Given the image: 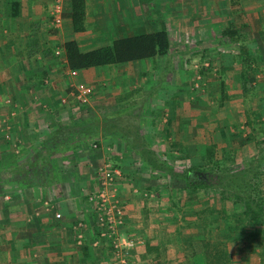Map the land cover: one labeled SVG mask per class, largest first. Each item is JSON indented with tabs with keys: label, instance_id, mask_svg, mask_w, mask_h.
<instances>
[{
	"label": "crops",
	"instance_id": "obj_1",
	"mask_svg": "<svg viewBox=\"0 0 264 264\" xmlns=\"http://www.w3.org/2000/svg\"><path fill=\"white\" fill-rule=\"evenodd\" d=\"M56 1L0 0V7L2 4L6 9L4 18L0 14L4 36L0 44V165L4 169L1 174L5 176L10 173L9 168L14 169L12 177L1 184L0 191L14 190L23 197L22 201L19 200L18 212L27 209L24 221L15 211L18 218L10 224L16 226L13 229L17 232L11 234L14 237L10 236L6 245L17 253L31 247L36 249V254H26L22 264H101L114 258L111 241L99 237L90 213L80 210L76 214L82 203L77 190L85 185L80 173L87 163L83 162L82 156L90 144L79 143L76 136L61 129L73 120L85 125L83 116L73 113L78 109L72 99L73 86L85 83L92 87L88 105L92 116L112 106H117L118 114L128 110L131 135L152 137L159 133H155L159 129L163 135L172 136L174 130L177 135L182 129L184 106V98L177 94L183 81L181 79L178 84L175 80L162 78L166 75L164 71L174 68L173 64H167L174 38L167 30L165 8L178 5L183 9L178 15L182 19L190 14V29L193 27L197 33L210 34L212 31L216 37L217 27L212 24L220 22L223 29L219 33L234 27L243 42L253 40V35L263 41L264 0H237L238 6L231 0H194L191 9H188L189 0H85V31L78 34L72 28L67 0H60L63 7L61 26L55 28L52 25L51 9ZM240 20H244L252 36L242 34L244 27L237 25ZM180 26L185 27V22H180ZM160 30L167 32L170 41L165 55L81 70L74 78L68 74L70 69L63 48L66 42L76 41L80 51L87 52L109 45L116 39ZM158 74L161 79H156ZM159 85L166 86V90L163 87L160 93H154V87ZM167 92L168 96L165 95ZM111 95L112 99L109 98ZM64 98L67 99L66 106L73 109L69 114L61 113ZM154 102L159 107L151 111L149 108ZM100 120L103 119L97 120L96 125L101 143L105 139L102 137L105 127ZM177 141L169 143L177 147L171 149L182 151ZM108 144V149L109 146L115 147V143ZM49 153L54 154L50 156ZM32 167L38 170L57 168L58 180L54 184L57 191L43 185L44 180L51 182L49 174L46 178L40 174L39 180L31 179L25 168L32 170ZM95 180L92 178V182ZM117 187V200L124 209L118 237L135 243L133 248L125 249L124 257L132 264H180L184 260V255L180 254L183 248L172 246L169 239L183 228L163 223L166 218L162 217L165 214L162 212L165 211L152 208L156 202L154 205L140 202L141 198L132 194L131 189L126 190L120 184ZM11 214L12 211H7L6 216ZM82 217L85 221L80 219ZM79 220L84 222L83 228L77 227ZM6 230L10 231L9 227ZM192 231L190 241L196 235ZM214 231L210 229L211 234ZM213 243L210 240L208 245ZM259 250L258 264H264V247ZM208 254L201 258L198 255L189 257L186 263L204 264ZM245 264H250L249 258Z\"/></svg>",
	"mask_w": 264,
	"mask_h": 264
},
{
	"label": "rangeland",
	"instance_id": "obj_2",
	"mask_svg": "<svg viewBox=\"0 0 264 264\" xmlns=\"http://www.w3.org/2000/svg\"><path fill=\"white\" fill-rule=\"evenodd\" d=\"M180 1L183 2V0ZM193 1L189 0L188 9H191ZM231 1L233 5L236 3L235 5L238 6L237 0ZM182 10L178 5L176 7L171 5L166 7L163 13L169 25L168 33L174 38L172 51L167 57V64H173L176 69L173 68L172 72L170 68L164 71L166 75L162 76L167 80H175L178 84L181 79L183 81L181 90L177 94L184 98L181 113L183 116L182 129L177 131V135L174 129L172 136L163 135L162 130L159 129L155 130V133L159 132L156 136L142 135V137L148 142L152 153L158 155L160 161H164L168 168H172L177 174L194 168L196 170L191 172L192 179L196 177L209 187L197 190L186 189L183 177H171L164 171L151 168L145 162L144 155L142 156L141 152L132 148L133 141L129 139L133 135H123L119 138L117 135H110L108 132L110 130L126 134L125 130L121 132L118 128L125 127L120 117L126 116L128 110L121 114L119 111V115L116 110L117 106H112L110 109L107 108L109 110L92 116L88 110L89 104L74 111L70 106H66L67 104H61L60 108H63L61 113L69 114L73 111L75 114H81L84 119L83 124L91 125L94 131V138L89 140L91 143L88 141L90 145L82 156L83 162L87 163L80 173L84 177L85 188L83 186L82 189L77 190L82 203L76 214L80 210L90 213L91 222L96 227V209L86 203V197L103 188L100 182V171L103 168L114 170L119 173L115 179L114 189L110 190L114 200L118 197L117 186L120 184L126 190L131 189L135 196L140 197V202L147 201L152 203L150 205L156 202V206L152 208L165 211L162 212L165 213L162 217L166 218L163 223L176 224L183 228L175 234L177 238L174 235L172 239H169L172 246L177 245L184 249L180 251V254L184 255V260L180 264H187L186 260L189 257L206 256L208 252L207 262L204 261V264H217L218 261L220 264H245L248 258L250 264H258L259 249L264 247V225L258 226L250 218L244 216L243 202L236 201L234 196L225 193L223 183L231 177L240 179L241 170L255 168L259 173V178L251 194L256 200L264 198V40L252 34L253 40L251 41L246 40L240 44L231 43L222 37V32L219 33L223 29V27L221 29L220 22L212 24L213 27H217L216 37L215 32L212 31L210 34H205L206 32L203 31L197 33L193 27L190 29V14L186 16L187 18H178ZM0 14L2 18L6 15V9L2 7V4ZM180 22H185V27H181ZM239 22L237 25L244 27L242 34L251 35L249 33L251 30H248L249 27L246 26L244 20ZM231 28L234 29V27ZM3 37L0 27V44L4 40ZM240 46L248 52L246 54L249 57L248 60L242 55L243 51L240 50ZM156 79H161V76L159 75ZM159 87L160 85L157 88L154 87V93H160L163 87L166 90L164 85ZM168 91H173V89ZM165 95L168 96V92ZM111 97L112 95L109 98L112 99ZM156 106L159 107L157 102H154L149 109L152 111L157 108ZM100 118L103 119L100 120L103 128H107L103 129L106 133L104 132L105 136L102 137L105 139L101 143L99 142L100 131L97 130L96 125ZM78 131L71 130L70 133L77 137ZM175 139L179 141H177L178 147L182 146L180 148L182 151L171 149L176 145L171 146L169 143L175 142ZM109 142L115 143V147L109 146L108 149L106 146ZM209 151L213 155H209L211 153ZM3 170L0 165V186L12 177L14 169L9 168L10 173L7 172L5 176L1 174ZM25 171L32 177L29 168H25ZM55 171L58 169L56 168ZM49 172V168L40 170L43 178H46ZM92 178L97 181L92 182ZM48 181L44 180L43 185L57 191V187L54 186L56 182ZM3 193L0 191V230H2L0 264H22V259H25L26 254L32 256L36 249L31 247L17 253L8 248L6 242L12 233L17 232L13 229L16 226H12L10 222L18 218L15 211L18 212L23 197L14 190H9L8 193L5 192L7 194L4 193L1 196ZM224 193L227 198L221 199ZM228 193L231 194L229 191ZM5 205L6 208H4ZM7 211H12L11 216H6ZM24 211L26 215V208L18 212L23 221L25 220ZM241 213L243 215H240ZM237 215H240L243 222L238 220L236 222ZM80 219L85 221L83 217ZM83 221L79 220L76 226L83 228ZM227 222L236 225L234 231ZM210 225H213L211 228L215 229L212 234ZM7 227L10 231L6 230ZM96 229L100 237L99 229L97 227ZM190 230L196 234L191 241L189 240L192 236ZM1 236H3L2 239ZM210 240L214 243L209 246ZM108 262L116 263L114 258ZM104 263L106 261L101 264Z\"/></svg>",
	"mask_w": 264,
	"mask_h": 264
},
{
	"label": "trees",
	"instance_id": "obj_3",
	"mask_svg": "<svg viewBox=\"0 0 264 264\" xmlns=\"http://www.w3.org/2000/svg\"><path fill=\"white\" fill-rule=\"evenodd\" d=\"M69 3L70 13L69 17L71 20L72 28L75 33H82L85 31V0H67ZM222 37L226 40H229L231 43L240 44L243 43L240 40V34L237 30L228 27L222 31ZM64 52H65V59L68 69L70 70H86L89 68L94 67H104V66H111V65H121L126 64L132 61H139L143 59L153 58L156 56L165 55L169 48H170V41L165 30H160L157 32H152L148 34H141L132 37H124L120 39H116L112 41L111 44L95 48L89 50L87 52L80 51L78 44L76 41H69L63 45ZM241 51H243L242 55L247 60L249 59L246 54L248 53L245 48L242 46L239 47ZM124 112L121 111L120 114ZM119 114V115H120ZM124 114V113H123ZM122 118V119H121ZM122 120V124L125 126L118 130H125L126 134H122L118 131H108L110 135H117L118 138L125 135L129 136L132 132L130 128V123L128 122V115L120 117ZM127 124V125H126ZM77 127V128H76ZM82 127H84L82 129ZM61 129L69 134L70 131H78V136L76 140H79V143H89L88 141L94 138V131L91 128V125H79L76 122L71 121L70 124L65 125ZM107 129V128H105ZM81 130V131H80ZM136 131V130H135ZM106 133V131L104 130ZM128 140V139H127ZM130 141H133L132 148L141 152V155L144 157L143 159L145 162L154 169H159L164 171L165 174H168L171 177H183L185 188L189 190H197V189H205L208 188L205 182L198 180L196 177H191V172L196 170L191 168L188 172H182V174L175 173L172 168H168L164 161H160V157L156 154H153L152 151L149 149L148 142H146L145 138L142 135H133ZM73 143V140H71ZM129 142V141H128ZM211 152V151H209ZM54 153H49L52 156ZM213 155L211 152L209 155ZM54 161V159H53ZM52 161V162H53ZM52 166H55L52 165ZM37 167H32V170L29 168L30 173H33V176L30 177L31 179L37 178L39 180L40 177V170L46 167L40 168V170L36 169ZM55 167H49V178L52 182H57V171ZM48 169V168H47ZM37 170V172H35ZM246 170V171H245ZM241 170L240 174L242 175L240 179H235L234 177L229 178L226 183H223V188L225 193L234 196L236 201H241L244 204L245 211L244 216L250 218L254 224L258 226L264 225V198H260V200H256L252 197L251 190L255 188L257 185V181L259 178V173L255 168H249ZM35 172V173H34ZM239 174V173H238ZM194 180V181H193ZM234 181H236L234 183ZM222 183V182H221ZM220 183V184H221ZM231 192L230 193H228ZM222 196L221 199L227 198L225 195ZM240 215H243L242 213ZM237 215L235 220L239 222H243V219ZM215 222V221H214ZM232 228L235 230L236 225L230 224L227 222ZM228 225V226H229ZM229 226V227H230ZM213 227V225H210ZM209 227V228H210ZM217 264H220L219 261Z\"/></svg>",
	"mask_w": 264,
	"mask_h": 264
},
{
	"label": "built area",
	"instance_id": "obj_4",
	"mask_svg": "<svg viewBox=\"0 0 264 264\" xmlns=\"http://www.w3.org/2000/svg\"><path fill=\"white\" fill-rule=\"evenodd\" d=\"M52 25L59 28L62 24L63 7L61 1L55 2L51 9ZM68 74L71 78L77 76L78 71L69 70ZM93 89L85 83H77L73 86L72 99L76 108L86 107L90 103ZM62 104H67V99H62ZM119 175L117 171L102 169L100 171V182L103 186L97 192L92 193L86 197V203L92 205L96 209V227L99 229L100 237L111 241L113 248L114 264H131L129 260L124 257L125 249H131L135 243L131 239L118 237L117 230L123 224L124 211L119 205L117 199H113L111 195V188L114 189L116 176ZM104 264H110L108 261Z\"/></svg>",
	"mask_w": 264,
	"mask_h": 264
}]
</instances>
